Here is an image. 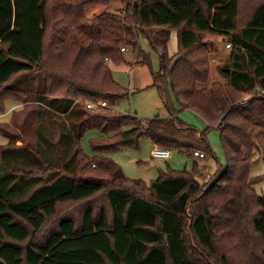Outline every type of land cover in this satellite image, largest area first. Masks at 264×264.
<instances>
[{
  "label": "trees",
  "instance_id": "16d2710c",
  "mask_svg": "<svg viewBox=\"0 0 264 264\" xmlns=\"http://www.w3.org/2000/svg\"><path fill=\"white\" fill-rule=\"evenodd\" d=\"M113 1L122 14L87 17ZM140 37L159 54L151 85L166 117L111 109L128 92L111 66L150 69ZM218 38L229 44L225 81L210 82ZM170 93L202 131L178 118ZM10 100L29 109L0 122V264H264V196L250 175L256 154L264 162V0H0V115ZM214 129L226 164L203 186L195 162L147 184L103 155L146 137L213 157ZM66 203L82 207L59 213Z\"/></svg>",
  "mask_w": 264,
  "mask_h": 264
},
{
  "label": "rangeland",
  "instance_id": "374dc122",
  "mask_svg": "<svg viewBox=\"0 0 264 264\" xmlns=\"http://www.w3.org/2000/svg\"><path fill=\"white\" fill-rule=\"evenodd\" d=\"M105 10L116 14H122L123 5L119 1H113L108 6L93 5L87 8L86 15L89 18H93ZM139 44L150 59V69L147 66H129L125 63L111 66L114 79L119 85L128 90L127 94L118 98L111 108L116 112L131 114L140 119H147L155 116L166 117L168 112L164 106L163 100L156 87L151 85V72L153 73L159 70V54L151 48L144 37L139 38ZM214 46L218 52L214 55L210 65V82H223L225 79L219 73L218 66L226 58L229 50L226 46V40L222 38H218ZM176 49V33L172 31L167 42V54L169 56L174 54ZM124 53L127 59L131 60L132 56L128 48H125ZM246 97L247 96L244 95V98ZM168 100L170 103H173L175 112L181 121L187 125L193 126L198 131H202L205 128V122L195 112L188 109L177 110L172 93L168 95ZM28 109L29 108L24 104H19L11 100L7 101L5 103V110L2 113L3 115H0V122L9 123L14 115L19 116ZM127 128L129 127L124 126V129ZM97 136H99V132L96 129L88 130L85 133L80 142L85 154L91 155L90 142ZM219 136V131L215 129L210 130L206 134V140L214 153L213 157L210 155H205L204 158L195 156L190 157L176 150H170V155L166 159L153 158L151 157V150L154 147L146 137H142L139 140L137 148H119L103 153V155L114 160L128 178L140 179L147 184L151 180H155L161 171L165 172L170 169L175 173L181 172L182 170L189 172L191 171L192 163L195 162L197 164L196 179L203 186L212 180L214 173L220 165L224 166L226 164L225 154L220 146ZM5 143L6 138L0 135V145ZM16 144L22 145L20 141L16 142ZM255 157L258 159L251 166L250 175L252 177H258L254 189L258 195L264 196V162L259 154H256ZM81 207L82 204L66 203L60 205L58 211L59 213L65 212L66 209L77 211ZM52 220L54 219L49 220V222Z\"/></svg>",
  "mask_w": 264,
  "mask_h": 264
},
{
  "label": "built area",
  "instance_id": "2783aa9c",
  "mask_svg": "<svg viewBox=\"0 0 264 264\" xmlns=\"http://www.w3.org/2000/svg\"><path fill=\"white\" fill-rule=\"evenodd\" d=\"M227 47L229 46V44L226 45ZM121 51H124V48H120ZM87 107L89 108H97V107H107V103L105 101H96V102H91V101H87L86 102ZM169 151L165 150V149H160L157 147H154L151 150V157L153 158H161V159H166L169 157ZM193 156L195 157H199V158H204L205 155L204 153L200 152V151H194L193 152Z\"/></svg>",
  "mask_w": 264,
  "mask_h": 264
},
{
  "label": "crops",
  "instance_id": "0c3cea01",
  "mask_svg": "<svg viewBox=\"0 0 264 264\" xmlns=\"http://www.w3.org/2000/svg\"><path fill=\"white\" fill-rule=\"evenodd\" d=\"M11 108V107H10ZM112 109V108H111ZM113 110V109H112ZM169 114H167V116H168ZM153 146V145H152ZM154 147V146H153Z\"/></svg>",
  "mask_w": 264,
  "mask_h": 264
}]
</instances>
